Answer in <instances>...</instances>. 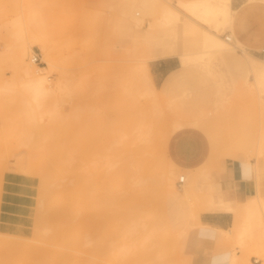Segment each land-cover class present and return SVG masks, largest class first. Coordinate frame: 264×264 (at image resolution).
Instances as JSON below:
<instances>
[{
  "label": "rangeland",
  "instance_id": "obj_1",
  "mask_svg": "<svg viewBox=\"0 0 264 264\" xmlns=\"http://www.w3.org/2000/svg\"><path fill=\"white\" fill-rule=\"evenodd\" d=\"M20 1H0L4 10L0 19V242L16 239L11 228L23 224V212L41 202L50 210H67L70 224L50 222L45 229L34 228L35 238L26 243L43 241L52 250L70 251L68 257L52 251L23 264H190L195 213L211 202L213 182L227 167L252 162L257 194L242 203L224 204L233 210L236 223L231 233L220 231L231 242L233 264H260L264 254L260 203L264 204V85L258 82L257 89L251 82L255 72H264V60L256 52L264 44L248 49L233 40L226 46L228 56L212 50L197 63L165 57L177 67L183 63L189 71L165 90L161 89L164 78L157 79V92L152 94L142 60L156 57L147 61L153 70L156 60L165 59L160 58L163 41L179 49L175 37L189 16L181 2L196 0H159L178 11L181 19L167 21L171 24L163 23L167 18L162 19L158 5L149 10L150 15L137 7L138 0H23L21 10L14 11L18 14H9ZM253 3L264 9L263 2ZM30 16L31 33L51 44L50 58L39 38L32 39L26 32ZM12 17L20 21L22 34L27 33L24 63L50 84L46 94L33 88L31 92L13 75L15 52L21 50L16 47L19 36L8 23ZM206 19L203 27L210 32L221 38L228 33L233 36L232 29L219 25L217 15ZM32 51L39 53L41 64L30 61ZM240 88L249 95L239 93ZM135 127L140 131L137 138L132 132ZM195 132L205 144L204 158L194 166L178 162L200 151ZM131 147L152 151L145 153L143 173L153 165L158 168L156 179L149 178L147 188L140 185L133 199L128 183L117 190L108 182L124 175L136 181L132 169L139 166V159L131 158ZM180 175H185V183L178 187ZM86 181L100 186L78 188ZM108 191L119 193L114 200L117 208L99 202V196ZM241 226L243 235L235 240L232 232ZM149 229L150 239L143 238ZM251 229L253 238L263 236L259 245H251ZM58 236L60 240L53 241Z\"/></svg>",
  "mask_w": 264,
  "mask_h": 264
},
{
  "label": "bare ground",
  "instance_id": "obj_2",
  "mask_svg": "<svg viewBox=\"0 0 264 264\" xmlns=\"http://www.w3.org/2000/svg\"><path fill=\"white\" fill-rule=\"evenodd\" d=\"M162 2L159 1V0H138L137 7H139V9L143 13H145L146 11L150 13L151 11H149V10L153 9L152 7H154V9H155V4H156V6L158 5L159 6L158 9H160L161 14L163 15V17L161 15L162 19L163 18L164 19L165 18L168 19V20L165 19L166 21L163 20V23L164 22L166 23L170 19H172V21H177V20L181 19L180 16H178V14H177L178 11L175 12L169 5L164 4V2L163 3ZM167 3H169V2H167ZM181 5L187 11V12L185 10L183 11V9H182L183 13L186 12L185 14L188 13L189 16H187L186 18L184 17L186 20L183 23V26H182L181 31L179 32V35H177L176 37L174 36L175 38H177L178 42L176 41L175 43L177 45H179V49L176 47V45L172 46V44H168V43L163 41L162 42V50H163V52H162L161 56L169 55L172 52H174L175 55H177V57L179 59H181L182 62H189V63H197V62L201 61V59L203 58L204 54L206 52H209V51H212V50H216V52L217 51L218 52L221 51V52H223L224 56H228L225 53L226 52V46H227L228 43L231 44V42H227L225 40V38H221V37L217 36L216 34H214L213 32H210L209 30H207V28L203 27V24L206 25V23H207L206 16H208V15H217L219 17V25L227 26L228 29H232L231 24H232L234 11L231 9L230 0H196V1H193V2H181ZM21 6L23 7V0L20 1V4L15 5L13 7V9L11 10V12L10 11H7V12L8 13L10 12L9 14H11V13L15 14L16 13L15 15H17L18 13L14 12V11H16L19 7H20L19 9L21 10V8H22ZM1 10H0V19L3 16V11H4V10L3 11H1ZM5 10H6V8H5ZM18 12H19V10H18ZM93 12H95V11H93ZM156 12H158V11H156ZM91 13H92V11H91ZM6 14L7 13L5 12L4 15H6ZM150 15H153V12L150 13ZM86 20H87V18H86ZM155 20L158 21V19H154V22L156 24ZM159 21H160V19H159ZM8 23L13 28V34L16 35V36H19V39L16 40V42H18L16 44V47H19L20 50H21L20 53L15 52L14 74H13L15 76V79L17 77V80L19 79L18 82L21 81L22 83H24V86L26 84L27 88L30 87L31 89L32 88L35 89L36 91H38V94H40V93L41 94L42 93L46 94L47 91L51 90L49 82L48 83L46 82L47 78L45 79V77L39 76L38 73H37V69H35V68L29 66L28 64L24 63L25 62L24 58H25L26 48H28V38L25 37V35H27V33H25V35L22 34L21 23L16 18L12 17L11 20ZM168 23L171 24L172 22H167V24ZM84 24L82 23L81 28L82 27L84 28V26H86L85 22H84ZM152 24H153V21H152V23L150 25L152 26ZM157 26H158V23H157ZM9 27H7V29H9ZM25 28H26V32L31 34L30 36H31L32 39H33V37H36V39L39 38L37 40H39L41 42V45H42L43 52H44L45 56H48L51 44H49L47 40H44L43 38L37 37L36 35H33L30 32V30L27 28V26H25ZM5 35H7V34H5ZM5 38H7V37H5ZM8 39H6V40H8ZM13 42H15V41L13 40ZM232 42H233V37H232ZM56 43H57V41H56ZM170 47L173 48V49H170ZM247 54H249V53H247ZM48 57H46L47 60L50 58V57L49 58ZM155 58L156 57H151L150 56L149 58H147L145 60H142L143 62L141 64L142 65L141 68L143 69L144 75H145V78H146L145 81H146V83L148 85V88L152 92V94H153V92H157L156 91L157 89L155 88V86L153 84L152 77H151V75L149 73V65H148L147 61L149 59H155ZM137 62L140 63L139 61H137ZM47 63L50 65L51 64L50 60H48ZM181 64H183V63H181ZM132 68L133 67H131V69ZM131 69L129 68V70H131ZM133 71H136V69L133 68ZM127 72H129V71H127ZM140 75H141V73H140ZM254 75H255V79H254V76H253L254 81L251 82V86H254L255 88L258 89V82H259L260 78L264 76V72H261V73L255 72ZM136 76H138V75H136ZM21 82H19V83H21ZM252 83H254V84H252ZM143 86H145V85H143ZM33 89H32L31 92H33ZM250 89H253V88H248V90L251 92ZM26 91L28 92L27 89H26ZM141 91H143V90H141ZM237 91L239 93L241 92V94L243 93L242 95H245L244 93H246L245 96L249 95V94H247V90H244L243 88H240V90H237ZM78 93H79V91H78ZM36 94H37V92L34 95H36ZM155 103H156V101H155ZM150 104H152V103H150ZM152 105L155 106V104H152ZM152 105H149V106H152ZM150 109H151V107H150ZM157 112L156 113L159 114V111H157ZM153 114L155 115V112ZM132 132H133V136L135 138H137L139 136V134H140V131L136 127L133 129ZM148 141H149V139H148ZM150 142H149V144H150ZM144 145L145 144H143V147H144ZM150 152H152V151H150ZM150 152H149V150H139L136 147L132 148V151L130 149L131 158L132 159L133 158L139 159V166L134 167V169H132L133 173L136 176V178H135L136 181L129 180L130 179L129 176H128L129 179L128 178L126 179L125 178L126 175H124L123 177L125 179L121 176L119 179L116 178V180H114V178L108 180V182L112 185V187L118 188L117 190H121L119 188L121 187L122 183L123 182L128 183L129 188L131 189V192H132L131 199H133V198H135V196H137L138 191L140 190V187H139L140 185H143L145 188H147L148 181H150L149 178H153L152 180H155L156 177L154 175V172H155L156 169H158L157 166H155L156 167L155 168L154 165H153L152 169H150L149 172L143 173V171H142V162H143V158L145 157V153L149 154ZM127 166H128V164H127ZM127 166H126V168H127ZM130 168H133V167H130ZM95 182H93V185L90 182H88V181L83 182V184H81L80 187H78V188H81V187H83V188H97V187H99L100 185H96ZM117 194H119V193L113 192V191H108L107 193H105V195L99 196L100 197L99 198V202L107 201L112 206L117 208L119 206V204L114 201L115 198H116L115 196ZM93 203L95 204L94 200H93ZM260 203L262 204L261 205L262 206L261 207V209H262L261 213L263 212L262 214H264V204L262 202H260ZM50 222L55 223L57 225L65 223L68 226L70 224V219L68 217L67 210H50V208L48 206L43 205L41 202L38 203L37 207L27 208L23 212V224L16 225V226L11 228L12 236L15 237L16 239L3 240V241L0 242L1 249H2V255L0 256V264H23V260H26L28 258H34V257H43V256L47 255L48 253H51L52 251L54 253H57V255L59 254V255H62L64 257H68V253L70 251V248H66L65 249L66 252H65L64 250H55V249L52 250V249H50L48 247V243H45V242L43 243V241H40L39 244H37V245H30V243H26L25 240H31L32 238H35V234L33 232L34 228H43V229H45L47 227V224L50 223ZM151 228H153V227H151ZM155 228H153V229H155ZM150 233L151 232H150V229H149L148 231L145 232V234L143 235V238L150 239V236H151ZM52 239H53V241H59L60 240V236L54 237ZM260 243L261 242H258L257 244L259 245ZM55 247H56V245H55ZM233 257H234V254L232 255V260H230L229 264H233ZM261 260L262 261H261L260 264H264V254L261 257ZM255 261H257V260H255ZM250 264H254V263H250Z\"/></svg>",
  "mask_w": 264,
  "mask_h": 264
},
{
  "label": "crops",
  "instance_id": "obj_3",
  "mask_svg": "<svg viewBox=\"0 0 264 264\" xmlns=\"http://www.w3.org/2000/svg\"><path fill=\"white\" fill-rule=\"evenodd\" d=\"M255 1L264 3V0H230L231 9L234 11L231 24L233 40H237L242 47L245 46L248 49H255L264 44V9H257L258 5L253 3ZM260 7L264 8V6ZM31 22H33V18L27 17V24L25 23V25L29 30ZM170 49L173 48L170 47ZM243 51L245 52L244 49ZM173 54L175 55L172 52L169 55L160 56V58L174 56ZM175 56L177 57V55ZM252 56L259 59L254 55ZM259 60L261 61V59ZM155 62L154 69L149 68V73L151 77L153 75L154 86L157 79L164 78L161 86L163 90L170 85L174 86L179 76L189 71V68L181 64L180 67H177L172 58L159 59ZM259 82L260 86L264 85V76L260 78ZM195 133L199 140L200 151L195 157H181L178 162L194 166L195 163L198 165L204 158L205 144L198 132ZM213 184L215 194L210 195L209 200L211 202H207L205 207L195 213L190 264H224L230 260V256L233 254L231 242L222 232L231 233L229 229L232 224L235 225L236 220L233 210L226 209L224 204L228 201L235 202V204L242 203L257 194V175L252 162H244L236 167H227L226 171L219 175L218 182L214 181ZM215 201L218 202V205H215ZM243 230L244 228L241 226L236 232H232L235 240L243 235ZM253 232L254 229L249 232L251 245L263 239L261 234L253 238Z\"/></svg>",
  "mask_w": 264,
  "mask_h": 264
},
{
  "label": "built area",
  "instance_id": "obj_4",
  "mask_svg": "<svg viewBox=\"0 0 264 264\" xmlns=\"http://www.w3.org/2000/svg\"><path fill=\"white\" fill-rule=\"evenodd\" d=\"M224 38L227 42H232V37L230 35V33L228 34H225L224 35ZM256 52L262 56V59L264 60V46H262L260 49L256 50ZM29 59L30 61L33 63V64H41V60H40V57H39V53L37 51H32V53L30 54L29 56ZM185 183V175H180L177 179V186L178 187H181L183 184Z\"/></svg>",
  "mask_w": 264,
  "mask_h": 264
}]
</instances>
